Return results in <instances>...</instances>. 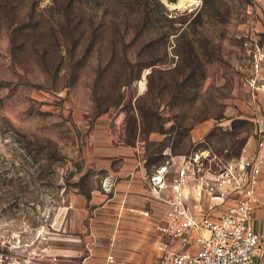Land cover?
Segmentation results:
<instances>
[{
	"label": "rangeland",
	"instance_id": "374dc122",
	"mask_svg": "<svg viewBox=\"0 0 264 264\" xmlns=\"http://www.w3.org/2000/svg\"><path fill=\"white\" fill-rule=\"evenodd\" d=\"M176 1L0 0V232L41 239L38 210L88 187L73 181L83 129L70 109L120 113L128 127L137 113L144 132L166 131L178 153L207 147L214 162L256 143L242 118L197 141L188 130L223 117L235 83L254 74L248 28L264 0H191L173 11ZM258 195L264 202V169ZM252 223L264 233L260 213Z\"/></svg>",
	"mask_w": 264,
	"mask_h": 264
},
{
	"label": "crops",
	"instance_id": "0c3cea01",
	"mask_svg": "<svg viewBox=\"0 0 264 264\" xmlns=\"http://www.w3.org/2000/svg\"><path fill=\"white\" fill-rule=\"evenodd\" d=\"M248 31L256 47L254 55L263 52L264 14L255 17ZM260 37L262 40L258 42ZM224 105L219 120L204 119L188 130L191 141L201 139L217 125L226 126L233 119L253 122L255 131L263 124L264 57L253 75L235 83ZM67 112L71 121L83 129L79 171L73 181L89 185L63 191L58 205L38 210L34 230L47 229L41 239L35 237L26 242L20 237L22 232H17L21 247H31V264H106L108 253L113 255L114 264H157L156 246L163 237L153 225L163 217V199L170 196V191L168 187L155 190L151 177L166 165L167 151L172 153L166 144L168 133L158 129L144 132L137 113L129 128L120 113L106 111L92 115L77 109ZM255 144L247 141L241 153H250ZM151 145L157 148L152 149ZM121 203L124 209L117 222ZM40 215L44 221L40 222ZM89 232L96 241L93 253L87 256ZM261 235L259 254L264 261V233ZM44 251L46 256L42 255Z\"/></svg>",
	"mask_w": 264,
	"mask_h": 264
},
{
	"label": "built area",
	"instance_id": "2783aa9c",
	"mask_svg": "<svg viewBox=\"0 0 264 264\" xmlns=\"http://www.w3.org/2000/svg\"><path fill=\"white\" fill-rule=\"evenodd\" d=\"M263 57L264 51L254 55L255 69ZM256 131L255 148L233 158L232 163L214 162L207 147L190 154L167 151L166 165L151 177L155 190L168 187L170 191L163 199V217L153 225L163 237L156 246L157 264H264L258 253L262 235L252 223L258 212L264 225V202L258 195L264 169V130L259 126ZM123 209L121 203L117 222ZM89 238L87 256L93 253L96 241L91 232ZM21 245L16 233L0 232V264H31L30 256L18 253ZM105 263H115L111 253Z\"/></svg>",
	"mask_w": 264,
	"mask_h": 264
},
{
	"label": "bare ground",
	"instance_id": "6f19581e",
	"mask_svg": "<svg viewBox=\"0 0 264 264\" xmlns=\"http://www.w3.org/2000/svg\"><path fill=\"white\" fill-rule=\"evenodd\" d=\"M193 2L191 0H178L175 3L167 4L173 11H181L188 8Z\"/></svg>",
	"mask_w": 264,
	"mask_h": 264
},
{
	"label": "trees",
	"instance_id": "16d2710c",
	"mask_svg": "<svg viewBox=\"0 0 264 264\" xmlns=\"http://www.w3.org/2000/svg\"><path fill=\"white\" fill-rule=\"evenodd\" d=\"M213 133H214V130H212L211 132H209L207 137L212 136ZM243 144H244V142H243ZM171 151H172V153H175V154L178 153V152H176V147L175 146H171ZM240 153H241L240 150H238L237 151V156H239ZM237 156H235V157H237Z\"/></svg>",
	"mask_w": 264,
	"mask_h": 264
},
{
	"label": "water",
	"instance_id": "95a60500",
	"mask_svg": "<svg viewBox=\"0 0 264 264\" xmlns=\"http://www.w3.org/2000/svg\"><path fill=\"white\" fill-rule=\"evenodd\" d=\"M261 128L264 130V122H263V124L261 125Z\"/></svg>",
	"mask_w": 264,
	"mask_h": 264
}]
</instances>
